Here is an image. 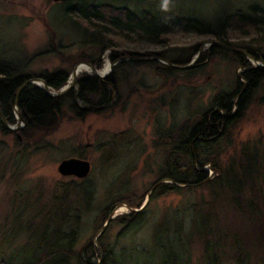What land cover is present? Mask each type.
<instances>
[{
	"label": "rangeland",
	"instance_id": "1",
	"mask_svg": "<svg viewBox=\"0 0 264 264\" xmlns=\"http://www.w3.org/2000/svg\"><path fill=\"white\" fill-rule=\"evenodd\" d=\"M79 4L127 8L137 15L149 12L160 25L174 18H197L213 31L236 10L246 12L253 5L264 8V0H0V59L12 62L32 77L45 70L67 71L71 75L79 62L101 59L96 66L100 72L107 64L112 65L110 56L120 60L134 53L153 57L165 51L167 60L190 63L203 49L198 60L202 64L196 71L162 74L151 62L118 63L106 74L108 77L116 70L119 78L117 103L106 111L80 118L67 100L49 134L40 132L34 139L19 143V131L25 123L19 125L18 132L0 131V264L32 263L38 234L56 229L74 244L72 253L80 252L91 259L92 245L98 247L100 236L109 227L104 223V210L117 197L151 199L159 167L173 145V140L169 142L165 136L173 128L194 122L210 107L217 92L233 89L244 71L235 58H222L219 53L211 57L209 43L219 41L212 34L176 32L169 36L166 48L138 42L136 36L126 43L118 38V48L101 54L99 47L84 37L86 25L80 15L67 17V8ZM228 41L248 52L264 53L263 40L243 38L235 28L228 30ZM83 73L93 74L91 70ZM263 99L264 90L259 89L230 137L222 140L218 159L223 175L234 171L224 178V183L228 180L234 190L240 186L243 196H247L249 188L255 189L250 194L259 204L258 227L262 231L245 251L251 257L249 264H264ZM95 101L99 103L100 98ZM15 118L17 126L16 113ZM81 156L92 164L87 179L59 174L62 160ZM205 170L210 180L222 176L210 165ZM122 203L119 201L117 206ZM213 203L208 187L157 195L144 210L145 223L140 229L120 238L123 226H111L110 246L117 251L124 248L128 255L137 250L138 262L129 264H159L158 257L167 264H237L236 256L230 254L234 245L209 251L214 250V240H209L207 247L204 235L198 231L203 222L221 243L230 242L229 235L235 232H245L239 230L240 223L233 225V216L223 201ZM210 211H219L218 216ZM128 212L125 206H119L112 218ZM162 225L169 232L168 238L164 237L166 243L175 242L171 252L163 254L155 244ZM98 259L97 253L94 260Z\"/></svg>",
	"mask_w": 264,
	"mask_h": 264
},
{
	"label": "trees",
	"instance_id": "2",
	"mask_svg": "<svg viewBox=\"0 0 264 264\" xmlns=\"http://www.w3.org/2000/svg\"><path fill=\"white\" fill-rule=\"evenodd\" d=\"M67 12L68 18L72 15L74 16L75 13L80 15L82 22L86 25L83 32L84 37L89 38V44L98 46L101 54L120 46V42H116L115 39L119 38L126 43L131 41V36H136L138 42H147L166 48L169 46V36L176 32H194L199 35L212 34L220 42L234 46L228 41V30L235 28L243 38L264 41V8L254 5L249 7L246 12L236 10L225 16L216 31L210 29L208 24L197 18H174L160 25L157 18L149 12L137 15L127 8H116L107 5L79 4L77 7L67 8ZM72 12L74 14H71ZM164 52L157 55L167 59ZM218 53L222 58H235L244 68V71L238 76L233 89L217 92L210 101V107L194 122L184 124L177 129L173 128L165 136V139L169 142L173 140V145L168 150L163 164L159 167V178L151 189L150 201L157 195L179 193L182 188L193 190L208 187L212 193L213 204L217 201H223L233 216V225L240 223L239 230L243 229L245 232H235L236 234L229 235L231 236L229 238L230 242L221 243L216 240V235L209 229L208 225L204 227L202 222L199 224L200 228L198 231L201 236L204 235V240L207 241L206 246H210L209 240H214L215 242L212 245L214 250H207L217 252L227 246L234 245V250H231L230 254L236 256L235 263L249 264L248 260L251 257H247L245 251L250 248L252 240L255 241L260 237L258 235L262 231V227H258V218L261 216L258 212L259 204H255L257 198H252L254 194H250L255 189L254 187L249 188L247 196H243L244 193L240 186L234 190L228 180L224 183V178L231 175V173L233 174L234 171L230 172V170L223 175L218 166V159L222 140L230 137L232 128L235 123L244 117L254 99L255 93L259 89L264 90V67H254L247 57L230 52L220 46L211 48V57ZM131 56L149 57L138 53H134ZM253 57L258 61H264V53L253 54ZM110 59L114 62L116 61V56L112 55ZM168 61L177 65H186L189 62V60L185 62L180 59ZM100 62L101 59L99 61H91L95 66ZM127 63L133 64L134 62L128 61ZM151 63L156 65L157 71L162 74L188 71L178 70L157 61H152ZM201 64L198 62L189 71H196L201 67ZM121 66L124 65L122 64ZM69 75L67 71L45 70L38 77H32L30 74H25L20 67L12 62L0 59V111L9 124H15V108L17 106L25 122V127L19 131L21 133L18 136L19 143L34 139L40 132L51 133L57 125L59 114L62 112L67 100H70V109L75 111L80 118H84L91 113L106 111L117 103L119 78L116 70L105 79L85 73L79 77L76 87L60 98L51 97L44 89L35 84L25 86L18 94L24 83L32 78H41L51 89L60 90L68 83ZM97 98H100L99 103L95 101ZM79 102H82L85 106L81 107ZM0 131L3 133L9 132L1 120ZM81 157L83 158V156ZM246 160L244 163H246ZM208 164L216 171H219L222 176L210 180L208 171L205 170V166ZM258 200L260 199L258 198ZM113 201L104 210V223L112 215L119 201L123 202L122 204H126L133 211L128 214H122L109 222L108 229L103 232L98 240L97 248H93V242H91L92 249L90 254L92 260L84 258L83 253H72L74 244H70L71 240L56 229L50 233L44 231L38 234L37 242H35L36 250L34 249L37 251L36 257L30 261L32 263L28 264H72L73 259H75L73 264H129L138 262L136 256L139 252L137 250L133 249V254L128 255L126 251H123L124 248H122V251H117L110 246L108 231L114 224L123 226L120 232L121 238L140 229L145 223L144 210L146 208L139 213L134 210L139 209L145 200L143 198L136 199L135 195H132L124 199L117 197ZM215 207L216 205L212 206V208ZM13 211L16 212V209ZM210 212L217 214V216L219 213V211ZM231 230L237 231L232 228ZM168 236L169 232L166 230L165 225H162L155 236V244L160 249L161 254L169 252L175 244V242L166 243ZM164 237L167 238L164 240ZM225 239L226 236H224ZM262 245L264 246V239ZM29 250L30 245L27 246V254ZM97 253L99 259L95 261ZM157 260L159 264H167L163 258L158 257Z\"/></svg>",
	"mask_w": 264,
	"mask_h": 264
},
{
	"label": "water",
	"instance_id": "3",
	"mask_svg": "<svg viewBox=\"0 0 264 264\" xmlns=\"http://www.w3.org/2000/svg\"><path fill=\"white\" fill-rule=\"evenodd\" d=\"M55 3H60V2H67L69 0H51ZM215 46H220L230 52H233V53H238V54H241V55H245L251 59L254 60V57L251 55V54H256V53H252V52H248L244 49H240V48H237V47H234V46H231V45H228V44H225L223 42H220V41H211L209 43V49L215 47ZM203 49H201L198 54L195 56V58L189 63V64H186V65H177V64H173L161 57H158V56H153V57H137V56H131V55H125V57L122 59V60H119V62L121 61H134V62H150V61H158V62H161L165 65H168L170 67H173V68H176L178 70H189V69H192L196 62H198L199 58H200V55L202 53ZM118 61L114 62L112 65H111V70H113V67L116 65ZM256 64H257V67L258 66H262L264 67V62H257L255 60ZM81 65H86L88 67L91 68L92 72L94 75L96 76H99L101 77V75L99 74V71L97 70V68L92 65L91 63L89 62H84V63H78L72 74H71V81L68 83L67 86L63 87L62 89L58 90V91H51L50 87L47 85V83L42 80L41 78H32V79H29L28 81H26V83H24V85L21 87V89L19 90V93L23 90V88L29 84H36V83H40L42 84V88L51 96V97H62L64 95H66L68 92H70L73 88H75L76 86V83H77V79H78V76H79V72H78V69ZM19 96V95H18ZM16 104H17V101H16ZM16 110V114L18 116V121L19 123L22 122V116H21V113L19 112L17 106L15 108ZM0 120L2 121V123L4 124V126L9 129V130H18L19 127L17 128H14L12 126L9 125V123L7 122V120L5 119V117L3 116L2 112L0 111ZM91 170H92V165L90 163V161L86 160V159H82V158H75V157H72V158H67V159H64L60 162L59 166H58V172L64 176V177H75V178H78V179H86L89 177L90 173H91ZM150 200V196L149 198L147 199V201L145 202L144 206L142 207L145 208V206L148 204ZM141 209V210H142ZM141 210H137V212H140ZM114 212L112 213V216L114 215ZM111 219V218H110ZM107 226V224L105 225Z\"/></svg>",
	"mask_w": 264,
	"mask_h": 264
},
{
	"label": "bare ground",
	"instance_id": "4",
	"mask_svg": "<svg viewBox=\"0 0 264 264\" xmlns=\"http://www.w3.org/2000/svg\"><path fill=\"white\" fill-rule=\"evenodd\" d=\"M252 56H253V54H251ZM91 69L88 67V66H86V65H81L80 67H79V69H78V72L79 73H82V72H85V71H90ZM108 71H110V65L109 64H107L106 65V68L103 70V71H100L99 73L101 74V75H106L107 73H108ZM111 218V219H110ZM114 218H112V215L108 218V220H107V222L105 223V225L107 224H109V222L111 221V220H113Z\"/></svg>",
	"mask_w": 264,
	"mask_h": 264
}]
</instances>
